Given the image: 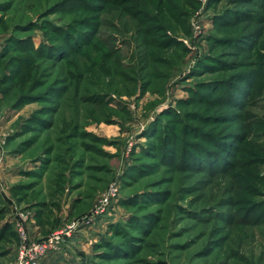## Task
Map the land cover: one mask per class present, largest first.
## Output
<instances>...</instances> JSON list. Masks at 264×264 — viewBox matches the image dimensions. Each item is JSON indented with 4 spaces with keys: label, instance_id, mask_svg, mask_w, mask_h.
Masks as SVG:
<instances>
[{
    "label": "rangeland",
    "instance_id": "374dc122",
    "mask_svg": "<svg viewBox=\"0 0 264 264\" xmlns=\"http://www.w3.org/2000/svg\"><path fill=\"white\" fill-rule=\"evenodd\" d=\"M263 62L264 0H0V264H264Z\"/></svg>",
    "mask_w": 264,
    "mask_h": 264
},
{
    "label": "built area",
    "instance_id": "2783aa9c",
    "mask_svg": "<svg viewBox=\"0 0 264 264\" xmlns=\"http://www.w3.org/2000/svg\"><path fill=\"white\" fill-rule=\"evenodd\" d=\"M117 188L113 185L110 189L103 195L100 205L107 204L112 197L115 195ZM16 229L21 236L22 245L19 249L18 263L17 264H38L39 260L50 250H55L59 248L60 244L65 240L66 235H71L70 230H55L50 235L43 239L34 240L30 237L28 228L23 222V217L20 216L16 220Z\"/></svg>",
    "mask_w": 264,
    "mask_h": 264
},
{
    "label": "trees",
    "instance_id": "16d2710c",
    "mask_svg": "<svg viewBox=\"0 0 264 264\" xmlns=\"http://www.w3.org/2000/svg\"><path fill=\"white\" fill-rule=\"evenodd\" d=\"M256 33L254 31H250V32H247V33H244L243 36H245V39H244V44H248L250 42V39H254L255 38V35ZM9 43L12 45H20L19 44V41L18 40H9ZM9 47V46H8ZM234 76V81L235 79H239L243 81V85H239V91L240 92H245L247 91L248 92V95L249 97L251 96V93L254 91V87L256 86L257 83H262L264 81V62L263 63H260L258 68H256V70L252 71V72H249L248 74H245V73H236V74H233ZM236 83V82H235ZM8 87H6L5 89L1 90L3 92V94L5 95L7 92H8ZM239 93V92H238ZM246 93V92H245ZM235 97H237V93L234 94ZM24 97V96H23ZM234 97V98H235ZM22 97L19 99L17 98V101H21ZM32 121H34L33 119H31ZM250 207L252 206V203H250L249 205ZM260 212L262 213V218L261 220H264V203H261L260 204ZM252 211H254V209H252ZM4 213H6V208L5 207H0V215H3ZM12 231V226L10 224H6L4 226V228L2 229V232H5V231Z\"/></svg>",
    "mask_w": 264,
    "mask_h": 264
},
{
    "label": "crops",
    "instance_id": "0c3cea01",
    "mask_svg": "<svg viewBox=\"0 0 264 264\" xmlns=\"http://www.w3.org/2000/svg\"><path fill=\"white\" fill-rule=\"evenodd\" d=\"M6 157H7V155L3 151L2 154H0V193H3L6 191V189H5L6 182H3L1 180V172H4L5 170L7 171L9 169V168H6L5 166L4 167L2 166V164L6 161L5 160ZM9 186H11V185H9Z\"/></svg>",
    "mask_w": 264,
    "mask_h": 264
}]
</instances>
